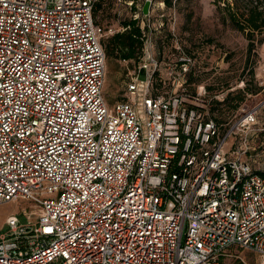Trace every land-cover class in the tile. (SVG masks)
<instances>
[{"label":"built area","instance_id":"obj_1","mask_svg":"<svg viewBox=\"0 0 264 264\" xmlns=\"http://www.w3.org/2000/svg\"><path fill=\"white\" fill-rule=\"evenodd\" d=\"M96 1L0 0V202L36 210L6 217L0 264H219L231 247L264 264V176L225 150L259 107L221 132L204 87L183 93L191 57L159 92L144 30L108 103Z\"/></svg>","mask_w":264,"mask_h":264},{"label":"rangeland","instance_id":"obj_2","mask_svg":"<svg viewBox=\"0 0 264 264\" xmlns=\"http://www.w3.org/2000/svg\"><path fill=\"white\" fill-rule=\"evenodd\" d=\"M115 0H104L96 13V22L104 29L103 42L115 33L114 19L117 17L114 9ZM145 0H134L133 4L141 5ZM151 12L148 27L144 26L145 18L139 15L136 25L143 26L146 39L151 43V49L159 62L156 81L160 85L154 88L159 92L177 89L178 84H171L168 71L191 57L189 71L185 75L186 82L183 93L194 95L201 86L207 92L206 106L211 117L222 123L221 132H226L238 116L253 106L259 107L255 116V125L248 130L246 141L243 142L238 132L227 138L225 150L233 144V150L238 156L250 162L254 170H264V33H254L253 39L234 28L224 9L226 3L241 8L247 0H151ZM127 5L122 3L119 18L123 16ZM132 10V8H131ZM128 9V11L131 12ZM116 15V17H115ZM115 17V18H114ZM133 16L131 17V19ZM143 21V22H142ZM111 28L114 32H110ZM254 46L249 49V42ZM137 59L123 61L114 60L106 55L105 82L103 90L107 100L113 103L117 96L116 89H122L127 79L126 73L139 61ZM180 89V87H179ZM182 90H180L181 92ZM242 91V99L234 98ZM227 93L231 100L222 103ZM215 101L221 104L215 106ZM232 105H237L232 108ZM246 150V151H245ZM24 209H27L26 215ZM29 202L24 199L0 202V232H5V219L10 214L18 216L22 222L29 218L34 221L35 209L30 211ZM219 264H262L261 258L246 248L231 247L220 256Z\"/></svg>","mask_w":264,"mask_h":264},{"label":"trees","instance_id":"obj_3","mask_svg":"<svg viewBox=\"0 0 264 264\" xmlns=\"http://www.w3.org/2000/svg\"><path fill=\"white\" fill-rule=\"evenodd\" d=\"M104 0H97L93 8V19L96 24V13L101 8ZM165 3H171V0H164ZM235 12L232 11L233 6L230 3H226L225 10L229 18L230 24L247 34L249 39H253L254 33L262 34L264 33V0H247V3L239 8L235 6ZM135 4L132 3V10L134 11ZM137 19L124 20L121 23L125 27L123 32L113 33L106 43L102 40V45L105 51V54L108 57H113L114 59L121 60H133L137 59L141 53V48L143 44L142 30L138 25H136ZM100 25V24H98ZM254 46L253 41L249 42V49H252ZM158 74H156L157 77ZM155 77V87L157 88L161 81H156ZM242 91H240L236 97L240 101L242 99ZM231 93H227L225 99L222 103H226L231 100ZM221 104L220 101H215V106ZM232 108H236L237 105H232ZM207 108V107H206ZM208 110V109H207ZM209 111V110H208ZM210 115V113L208 112ZM218 125L222 126V123H219L215 117H212ZM220 126V127H221ZM256 173L264 176V170H255Z\"/></svg>","mask_w":264,"mask_h":264},{"label":"crops","instance_id":"obj_4","mask_svg":"<svg viewBox=\"0 0 264 264\" xmlns=\"http://www.w3.org/2000/svg\"><path fill=\"white\" fill-rule=\"evenodd\" d=\"M129 1H131V0H115V2H114V5H115L114 9L116 10V15H117V17L115 15L116 18L114 17L115 18L114 21L117 23L115 25V28H116L115 29V32H123L125 30V27L123 26V24L121 22L124 21V20H129L133 16V10H131L132 5H129L128 4ZM132 1L134 2V0H132ZM122 3H124L127 6L124 9L123 16L121 18H119V14L121 12L120 6L122 5ZM143 4H144V2L141 4V7L143 6ZM135 5H138V4H135ZM128 9L131 10V12L128 11ZM150 10H151L150 11V14H151V12L153 11L152 5L150 7ZM143 14L144 13L142 12L140 15H142V17L145 18L143 16ZM140 28H142V26H140ZM114 60H118V59H114ZM119 90H120V88H117L116 89L117 96H123V94H124V87L122 89L123 93H120ZM104 93H105V90H104ZM106 99H107V97H106ZM107 102L108 103H111L109 100H107Z\"/></svg>","mask_w":264,"mask_h":264},{"label":"water","instance_id":"obj_5","mask_svg":"<svg viewBox=\"0 0 264 264\" xmlns=\"http://www.w3.org/2000/svg\"><path fill=\"white\" fill-rule=\"evenodd\" d=\"M149 7H150V1L149 0H145L143 6H142V12L144 14H147L148 13V10H149ZM139 78L140 79H144V74L143 73H139Z\"/></svg>","mask_w":264,"mask_h":264}]
</instances>
